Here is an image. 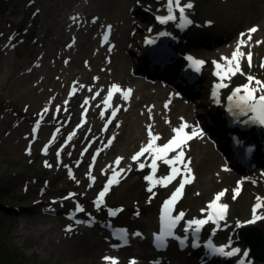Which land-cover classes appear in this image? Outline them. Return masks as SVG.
<instances>
[{
	"label": "rangeland",
	"instance_id": "1",
	"mask_svg": "<svg viewBox=\"0 0 264 264\" xmlns=\"http://www.w3.org/2000/svg\"><path fill=\"white\" fill-rule=\"evenodd\" d=\"M65 1L0 0V264H111V261L104 259L105 257H114L120 264H124V258L122 259V256L114 252L104 254L99 258H95V260L87 258L79 252H74L72 244L74 241L80 243L79 235L76 234L70 237L67 236V232H64V230H68L69 224L73 223L79 228H87L85 230L89 234V232H92L90 230L94 228L88 229L87 223L94 224L95 221L104 217L113 218L110 215V210H116V213H119L120 216L117 221L115 220V222L111 223V235L118 238L123 237L124 235L119 236L116 233L117 230L122 229L126 230L127 233L126 226L143 233L140 231L143 229L141 223L150 219L159 233L160 230L157 228V224L164 201L171 197L176 182L183 179L182 174L167 184L166 187L156 185L155 196L153 199L151 198L153 204H143L140 199H135L134 194L138 189L143 188L145 177L152 174L150 168L151 157L145 153L139 162L129 166L123 164L124 161L121 160L117 171L119 168H123L125 171L118 176L119 183L113 184L104 196L100 207L96 206L95 201H97L98 194L103 187L96 189L88 187L90 184L84 182L82 175L87 172L91 173L94 166L101 161H105L106 158H109V161L113 163V167H116L114 162L117 157L124 158L114 150L109 152L111 145L117 142L116 138L120 133V129L118 126L113 127L111 114L102 117L94 113L91 117L85 116L79 120H69V116H62L63 113L57 110V104H54V107L48 112L49 114L46 116L47 119L45 121L43 117L46 113L44 107H47L52 102L55 103L54 97L57 90L61 87L62 79L74 84L83 82L81 81L82 79L85 81L86 78L89 79L93 76L91 64L84 61L82 66L78 67L70 63L69 56L63 53L66 46L61 40L68 35L66 37L65 35L60 36L59 26L63 21L64 13L68 15L69 19L71 18L70 22L72 23L76 20L74 19L76 16L74 14L70 15L71 10H76L77 15H82L84 19L82 23L75 25V28L70 31L68 36L69 45H71L75 54L81 52L75 55V59H77L78 57L83 58L85 55L80 43L91 44L94 49L96 46L100 48L104 45V40H101V36H97V27L92 25L99 11L101 10L100 13L104 16L115 15L119 11L116 7L117 2L112 3L114 0H73L71 6H65ZM145 1L149 2L140 5L138 0L136 2L130 0V9L136 7L137 9H151L152 7L150 13L156 15L166 8L167 0ZM217 1L187 0V3L191 2L192 4L190 11L187 12L188 19L191 21L189 27H192L194 14H197L198 19L196 20L202 23L214 24V28L209 27L207 33L210 30L224 36L222 26L227 22L226 18L229 17H226V12L218 7ZM229 1L232 4L225 2L226 7L229 9L231 7V10H235L237 13L236 17H239V0ZM100 2L105 3V5L99 6ZM124 5H128V3H124ZM88 13L92 15L90 19L84 17ZM262 15H264V9ZM176 16L177 19L171 20V22L179 26V14L177 13ZM236 17L231 19L234 23L237 21ZM134 25L137 27L136 23H133ZM107 26L109 25L103 26V30L109 33ZM151 26L142 27L140 35L149 31L153 32ZM246 27L249 32V29L256 27V25L251 24ZM256 28L257 31L252 32L254 37L248 41V52L251 53V66H249V60L247 54H245L243 61L239 63L242 71L229 74L223 79L215 73L208 76V68H205L197 88H205L208 83L209 86L211 84L216 86L221 83L226 85V87L218 88L217 91L221 102H223L232 94L234 89L248 83V75L264 81V66H262L264 64V33H261L258 27ZM202 33L206 32L203 30ZM88 37H90L89 40H87ZM244 40H248V38L245 36ZM77 41L80 42L76 43ZM214 44L216 42L211 45ZM207 47L199 46L201 51H199L198 56L202 59L206 56V51L202 49ZM187 50L192 51L193 49L189 48ZM129 54L132 55L131 53ZM78 70L80 72L75 73ZM49 72L51 77H58L61 80L55 83L51 80H46V78L43 79ZM139 75H143V73H139ZM137 80L149 84L148 92L154 96L159 94L158 99L160 101L169 100L171 96L177 97L182 101L190 102L193 105L194 112H198V104L200 99H202L201 91H197L198 93L188 97L186 93L185 96L180 95L179 90L176 91L174 89L175 87L169 79L145 76L143 78L137 77ZM84 84L87 86L92 85L91 83ZM251 86L257 87L255 81H253ZM128 89H131L130 85ZM162 90H170L172 92L171 96L169 98L164 97V94L160 92ZM24 92L26 94L32 92V94L38 95L37 98L27 99V97L22 96L25 94ZM93 94L95 95L96 92ZM256 94L260 95L261 93L257 92ZM94 95L91 94L92 97ZM210 101L214 103L215 99ZM154 102L156 101L150 102L149 107H152ZM101 108H104V106H101ZM85 109L82 108V110ZM154 111L157 112L159 109H154ZM220 113L223 123L227 125L223 109L220 110ZM31 116L36 117V120H31L32 123L29 122ZM125 116L127 118L124 120L123 117L120 118L118 124L119 122L127 121L125 125L127 127L126 135L133 132V135L139 139V143L135 144L128 153L129 157L139 151L142 146V139L145 137L148 125H151L148 121L153 119V114L146 116L141 111L132 112L129 110L124 115V118ZM97 117L99 118L100 128L103 130H96L98 125ZM217 120L218 116L215 121ZM109 121L111 122L109 123ZM201 121L202 118L195 117V125L211 141L210 149L228 161V157H232L230 152V136L232 133L228 135L225 141L228 149V154L226 155L217 146L216 139L210 136L200 125ZM181 123H184V121L180 120L178 125L175 124L171 127L164 138L174 134L173 129L177 128ZM85 126L87 130L84 133L85 135L89 134V139H85L86 136L83 135L81 140L75 141L73 136L70 140L68 139L69 136H65L55 142L58 135L57 129L66 130L70 133L71 129L78 127L80 129ZM34 128L36 129L35 131H33ZM233 130L235 134L236 129ZM245 133L241 134L239 131L238 134L244 139ZM258 133H263L260 126L253 129V131H249L248 135L255 138L257 135V137L260 136L264 139V133L263 135H258ZM164 138L156 143L158 145L161 144L165 140ZM109 139H112L110 145H108ZM245 143L243 142L244 157H247L248 154L245 152V148L247 149L253 144ZM256 145L260 149L261 146L258 143ZM54 147L62 148L59 155L51 152ZM45 148H47L46 151ZM183 150L185 152V162L190 161L191 173L188 175L191 177V182L185 184L180 198L173 205V214L183 212V218H202L204 215L202 210L205 209L207 202L213 200L216 193L226 190L219 203L228 205V216L225 217L221 226L217 227L219 232L217 240L240 249L239 257L235 256V259L228 260L226 264H234L235 262L241 264L242 261L244 264H264V262H256L250 256L244 255L246 252L245 244L238 238L237 234L238 230L243 226L256 225L262 230L264 235V220H257L253 224L244 223L252 219L253 207L257 203L264 205V159H254L255 163L250 164L243 172L234 170L229 163H226L229 177L220 180V177L214 175L217 172V164H214L212 168L207 165L208 163L202 166L196 165L197 155L193 151L191 140L186 142ZM175 154L174 152L169 157ZM94 156L95 160H93ZM81 159L84 160L80 164ZM139 163H144L146 166L140 169ZM75 165H79L80 173L75 174V178L67 179V172L69 170L72 171V167ZM54 167H58V169L54 170ZM84 167H87V171L84 170ZM169 170L170 167L168 165L162 163V165L158 166L157 161L155 177L166 176L169 174ZM58 172L63 173V175L51 182ZM209 175L213 176L215 184L213 186L209 184L207 186L208 192L203 195L201 193V182L203 178ZM110 177H105V180ZM237 180H239L240 185L236 184ZM44 186H48L46 192H43ZM237 188H239L238 193L234 192ZM258 198L260 199L258 200ZM131 199L136 202L134 204L137 207H130ZM78 205L83 208V211H77ZM57 207L60 208V211L56 210ZM257 210L258 216H264V207ZM69 213H73L74 218H68L67 214ZM46 216H49L48 218H51V220L48 221V218H45ZM237 222H240L242 226L237 227ZM206 232L207 230H204V233ZM204 233L203 239L206 237ZM189 234L190 230L187 231V241L190 243ZM88 236L90 237L91 235L89 234ZM155 236H153V240ZM175 237H172L171 240L175 247L178 248ZM188 247H191V245L188 244ZM202 255L208 258L206 250H203ZM148 259L151 263L156 260L154 257ZM211 264L218 263L215 261Z\"/></svg>",
	"mask_w": 264,
	"mask_h": 264
},
{
	"label": "bare ground",
	"instance_id": "2",
	"mask_svg": "<svg viewBox=\"0 0 264 264\" xmlns=\"http://www.w3.org/2000/svg\"><path fill=\"white\" fill-rule=\"evenodd\" d=\"M129 1L130 0H114L112 3L114 4L115 2H117L116 7L119 11L115 15L104 16L100 13L101 10L99 11L98 16L93 20L92 25L93 27H97V36H101V40H104V35L106 33L103 30V26H111L110 32L107 33L108 39L107 41L104 40V45L100 48L99 46H96V50L91 47V44H85V42L80 43L81 49H83L85 52L83 58L78 57L77 59H75V55L81 52H77L75 54V51L71 48V45H69L68 36L70 35V31L75 28V25L77 23H82L84 19L82 15H77L76 10H71L70 15L74 14L76 16V20L72 23L70 22L71 18L69 19L68 15L64 13L62 17L63 21L59 26V35H65V37L68 35L66 38L61 40V42L66 46L63 53L69 56L70 63L77 65L78 67H81L84 61H87L92 65L93 76L89 79L86 78L85 81L83 79H80L84 83H91L92 85L87 86L83 82L72 84L62 79L61 87L57 90L56 96L54 97V99L56 100L55 103L52 102L47 107H44V109H48V111L43 116L45 118V121L47 119L46 116L49 114L48 112L51 111V109L54 107V104H57L59 106L60 112L63 113L62 116H69V120H79L85 116L91 117L94 113L99 114L98 116H101V112H103L104 115L109 116V114L112 113L113 108H119L116 116L114 118L112 117V123L113 127L118 126V128L120 129V133L116 138L117 142L114 145H111L112 147L109 148V152L114 150L116 153L122 155L124 157L122 159L124 161L123 164L129 166L133 165L135 162L131 159L132 156L128 157V153L135 144L139 143V139L133 135V132H130L126 135L127 127H125V125L127 124V121H122L118 124L120 118L123 117V120L127 118V116H125L124 118V115H126L129 110H131L132 112L141 111L146 116L153 114V119L151 121L149 120L148 122L152 126L153 133L159 134L160 139L164 138L171 127H173L175 124L178 125L180 120H183L188 124L189 127L186 129V131L191 133L194 128H197V126L195 125V117L198 116V118H202L200 125L204 128L205 131H207L210 136L216 139L217 146L223 151L224 154L227 155L228 149L226 147L225 141L228 135L230 133H233L234 130L227 126L226 123L224 124L221 118L220 110L223 109V103L221 102V98L218 96V88L215 86V84H211L209 86V83L205 86V88H197L199 80L201 78L194 81H186L180 76L179 70L177 69L178 67H174V65L166 66L164 70H161L160 67L151 65L144 56H141V39L139 40V37H141L140 32L142 31V27H145L146 25H152L151 28L155 32L162 30L167 35H170L171 38L177 37V44H175L173 48L175 52H180V56L179 58L175 59L174 64L178 62L180 64L186 63V61L182 57L184 53L198 56L199 51H201L199 46H208L207 48L202 49L206 51V56L203 59V61L205 62L203 64V71L205 68H208V76L216 73L217 71H221L223 74V69L226 66L227 62L222 58H231L233 51L237 49V45L240 44L241 40H244L245 36L248 38V40H244L245 43L240 44V51L244 53V55L249 53L248 41L252 40V38L254 37V33H249L246 29V26L254 24L256 25V27H258V29L261 30V33H264V15H262L264 9V0H239V17H236L237 13L235 10H231V7L230 9L226 7L227 5L225 2H229L230 4H232L231 1L218 0V7L226 12V17H229L226 18L227 22L224 24V26H222L224 36H221L220 34H217L216 32L210 30L207 33V29L209 27H212L213 29L214 24L202 23L199 20H196L198 19L197 14H194L193 20L191 18L192 27L182 28L180 26L174 25L171 20L167 21L166 23H162L160 21L157 22V17L164 13L166 11V8L162 12H158L155 15L150 13L152 7L151 9H137L136 7L131 8V10ZM138 1L140 5L147 4V2H149L145 0ZM72 2L73 0H66L64 5L71 6ZM134 2H136V0H134ZM124 3H128V5L125 6ZM103 5H105V3H99V6ZM126 9L132 12L128 13L130 11L127 12ZM188 9H186V11H190V8ZM90 14L91 13L85 14L84 17L86 19H90L92 16ZM153 15L155 16L156 20ZM232 17H236V23L231 20ZM194 20H196V22H194ZM130 23L131 25L129 26ZM133 23H136L137 27H135V25L133 26ZM203 30L206 33H202ZM241 34L244 35L242 36ZM249 35L251 36V39H249ZM89 39L90 37H88L87 40ZM79 42L80 41H77L76 43ZM215 42L216 44L211 45ZM189 48H192L193 50H187ZM129 53H131L132 55H130ZM244 55L240 57L239 63L243 61ZM214 61L222 66L221 69L216 68V64L214 63ZM79 72L80 70L75 73ZM139 73H143V75H139ZM145 75H147L148 77L156 75L157 77L162 76L171 79V82L175 87L173 88L176 91L179 90V87L183 88V90H185L186 96L188 97H191L192 95L198 93L197 91H201L202 99H200L198 104V112H194L193 105L190 102H185L178 99L177 97H172V92L170 90L160 91L164 94V97L166 96L169 98L171 96L169 100L160 101L158 99L159 94L154 96L152 93L148 92L147 89L150 87L149 84L137 80V77L143 78L145 77ZM44 78L55 83L61 80L58 79V77H51L50 72L47 73L43 77V79ZM167 78H165V80H167ZM113 83L120 85L123 90H127L128 86L130 85L132 91L130 93L129 99L125 100L123 99L121 92H115L110 102L111 107L107 109H105V107L101 108V106H104L103 98L107 95V91ZM73 88H75L74 92ZM94 92L99 93V95H94ZM70 93L72 94L70 95ZM91 94L94 95L93 97L95 98H93ZM37 95L38 94H32V92H29L27 94H23L22 96L29 99L32 97L37 98ZM85 99L88 100L87 104L84 103ZM211 99H217L218 103H211ZM152 101L156 102H154L152 107H149V103ZM166 104L167 107H165ZM82 108L86 109L82 110ZM149 109L151 110V112H149ZM154 109H159V111L155 112ZM119 115H121L120 118ZM217 116L218 120L215 121ZM35 118L36 117L31 116L29 122H31V120H36ZM96 120L98 121L96 130L102 129L100 128L99 118L97 117ZM86 130V126L81 127L80 129L78 127L75 129H71L70 133L75 132L76 135H74L73 137L76 141L83 138L82 136L85 135L84 132ZM70 133H68L66 130L60 129L58 131V135L56 136L55 142H57V140L61 137L69 136ZM171 135H169V137ZM85 136V139H89V134ZM243 137L246 142L245 144L250 143L255 146V151L247 153L251 155L253 159H264V139L260 136H256V138L251 137L248 135V133H245ZM164 139L166 140L168 138ZM142 140V145L147 144L148 131L146 132L145 137ZM191 141L193 143V151L196 152L197 155L195 161L196 165L202 166L208 163L207 165L212 168L214 167V164H217V172L214 175L220 177V180L229 177L226 163H229L230 166L233 164L235 166H238L237 162L233 161L231 156L228 157V162L222 156H220V154L217 155L215 151H212L210 149L212 145L211 141H209L203 135V133L202 135L193 137ZM256 143L261 146L260 149H258ZM61 150L62 148L58 149L54 147L53 149H51V152L58 154L61 152ZM173 153L174 152L169 154V156ZM83 160L84 159H81L80 164L81 162H83ZM162 163V161H158V166L162 165ZM54 166L56 165L54 164ZM72 168V175H69L68 171L67 179L75 178V174L80 173L79 165H75ZM112 168H114L113 163L109 161V158H106L105 161H101L97 163L96 166H94L90 175L88 172L86 174H83L82 179L85 183L90 184L88 187L92 189H96L98 187L104 188L105 184L107 183L105 177L112 176ZM56 169H58V167H54V170ZM84 170L87 171V167H84ZM62 175L63 173L61 174L60 172H58L54 176V179L51 180V182H54ZM90 177H95V180L93 181ZM201 183V193L205 195V193L208 192L207 186L209 184L210 186H213V184H215V181L213 176L209 175L203 178ZM148 187L149 181L145 180L143 188L138 189L134 196L135 199H140L143 204L147 203L148 205H152L153 202L151 201L156 193V185L153 187L151 193L147 190ZM47 190L48 186H44L43 192H46ZM134 203L136 202L132 200L130 203V207H137V205H135ZM56 210L60 211V208L57 207ZM111 216H113V218L107 216L108 218L104 217L101 220L95 221L93 224L95 225L94 227L88 226V229L94 228L90 230L92 232H89V234L91 235L90 237L88 236V231L85 230L87 228L82 229L73 223L69 224L71 230H64V232H67V236L71 237L76 234L79 235L78 239L80 243H78V241H74V243L72 244V246L74 247V252H79L83 256L92 258L94 260L95 258H99L104 254L114 252L122 256V259L124 258V264H130V261L133 260L135 261V264H201L200 261L202 259L201 256L204 249H193L192 247L177 248L175 247L170 237H167L163 243L154 241L153 236L158 234V232L153 225V221L151 222V219L142 221L141 226L143 227V229L140 231H142L143 233L137 232L136 229L130 228V226H126L127 233L123 237L118 238L114 235H111V223L115 222V220L117 221L120 215L119 213H116L115 215ZM226 216H228V214ZM48 217L49 216H46L45 218ZM50 220L51 218H48V221ZM222 222L223 221H220V223L216 226L220 227ZM217 227L215 228L214 225L212 226L213 229H217L213 236L215 239L219 238ZM207 230L208 231L205 233L206 236L212 229L208 228ZM69 232L70 234H68ZM136 233H139V235H136ZM177 234L179 235V232L176 231V235ZM86 236H88L89 238ZM147 257H154L156 260L154 263H151ZM226 262H228V260L224 261L223 263L226 264ZM118 264H120V262Z\"/></svg>",
	"mask_w": 264,
	"mask_h": 264
},
{
	"label": "snow or ice",
	"instance_id": "3",
	"mask_svg": "<svg viewBox=\"0 0 264 264\" xmlns=\"http://www.w3.org/2000/svg\"><path fill=\"white\" fill-rule=\"evenodd\" d=\"M191 7H192L191 2L182 4L181 0H167L168 15L157 17V19H159L162 23H166L167 21H170V20H176L177 16L175 13L178 11L179 19H180V26L183 27L186 24L191 23V21L188 19V17L185 14V10ZM107 28H108V31H110L111 26H107ZM255 31H257L256 27L249 29V33H252ZM241 35L243 36L244 34H241ZM107 39H108V35L106 32L104 35V40L107 41ZM249 39H251L250 35H249ZM153 42L154 41H149V43H153ZM243 43H245V41L241 40L240 44H243ZM240 44H238L237 49L233 51L231 58H227V57L222 58L226 60L227 62L226 66L223 69V74L221 71H217L215 73L217 76H220L221 79H223L225 76H228L229 74H235L236 72L242 71L240 68L239 59L241 56L244 55V53L240 51ZM247 57L249 60V66H251V53L250 52L247 54ZM188 59L192 61V66L197 71H199L200 66L205 63L203 60H195L192 57H189ZM214 63L216 64L217 69H221L222 66L219 63L215 61ZM262 66H264V64H262ZM247 80H248V83L242 86H238L236 89L233 90L232 94L228 97V100L231 104L229 111H233L234 109L238 110L234 114L240 115V116H248L247 122L258 123L264 126V81L255 79L251 75L247 76ZM253 81H255V84L257 87L251 86ZM216 87L221 88V87H226V85L221 83V84L216 85ZM74 91H75V88H73V92ZM131 91H132L131 89L123 90L120 85L113 83L108 89L107 95L103 98V104H104L105 109L111 107L110 102L115 92H121L123 99L127 100L129 99ZM257 92H260L261 94L257 95L256 94ZM71 94L72 93H70V95ZM96 95H99V93H96ZM84 103L87 104L88 100L85 99ZM165 107H167V104L165 105ZM57 110H59V106H57ZM44 111L47 112L48 109L45 108ZM117 111H119V108H113L112 113H111L113 118L116 116ZM149 112H151L150 109H149ZM249 113H251L250 116H249ZM101 116L102 117L104 116L103 112H101ZM110 122L111 121H109V123ZM188 127L189 126L186 122L181 123L179 127L173 129L174 135L166 143L162 145H158L156 141L160 139V136L159 134H154L152 131V126L148 125L147 144L142 145L139 151H137L131 157V159L134 162H139L140 158L143 157L145 153L149 154V156L151 157L150 168L152 170V174L145 177V180L149 181V187L147 190L150 193L152 192V189L155 185L166 187L167 184L175 180L177 176H180L183 174V179L180 180L179 186L176 187L171 197L164 201V204L162 206V211H161V216H160L161 228H160V232L156 234L155 236L156 240L161 243H163L167 237H172L174 235L173 230L176 228L177 224L184 217L183 212L179 213L178 215L172 214L173 205L180 198L182 194V190L185 187V184L191 182V177L188 175L191 173V168L189 167L190 161L185 162V152L183 150V146L186 144L188 140H191L193 137L202 135V132L198 128H194L191 133L187 132L186 129ZM35 130L36 129L34 128L33 131ZM57 131L59 130L57 129ZM74 135H75V132L70 133L68 139L70 140L72 136ZM111 143H112V139H109L108 145H110ZM46 150L47 148H45V151ZM172 152H175L176 154L174 156L169 157V153H172ZM93 160H95V156L93 157ZM121 160H122V157L116 158L114 162L116 167L112 168V176L107 180V183L105 184L104 188L98 194L97 201H95L96 206L98 208L103 203L104 196L106 195V193H108L110 187L113 184L119 183L118 176L120 175V173L125 171L123 168H119V170L117 171V168ZM157 161H162L164 164L170 167V173L168 175L159 177V178L155 177V173L157 171ZM145 166L146 165L144 163H139L140 169H143ZM69 175H72L71 170H69ZM90 178L93 181L95 180V177H90ZM225 191L226 190L216 193L214 199L209 202L208 215L206 218L193 219L187 222L188 228L185 229L186 232L188 231L189 228H192V226L194 225L195 227L193 231L198 234L201 230V227L209 223L210 221L218 224L219 221L225 219L226 209L228 206L226 204L219 203L221 197L225 194ZM234 192L238 193L239 188L235 189ZM70 195H75V194H70ZM259 199L260 198H258V200ZM261 207H264V205H262L261 203H257L253 207L252 219L244 223L253 224L257 220H264V216H258L256 214L257 209ZM77 211H83V208L78 205ZM110 214L115 215L116 210H110ZM77 222L79 223V221ZM240 226H242L241 223L237 222V227H240ZM68 230H71L70 226ZM120 231H121L122 236L126 234V230L122 229ZM136 235H139V233H136ZM194 246H198V245H194ZM208 247L212 250V252L221 253L226 256L235 255L236 253L240 251V249L233 248L231 251L226 252L224 249V246L214 247L211 244V242H209ZM244 255L247 256V252H245ZM104 259L111 261V264H118V261L114 257H105ZM130 264H135V261L134 260L130 261ZM241 264H244V262L242 261Z\"/></svg>",
	"mask_w": 264,
	"mask_h": 264
},
{
	"label": "water",
	"instance_id": "4",
	"mask_svg": "<svg viewBox=\"0 0 264 264\" xmlns=\"http://www.w3.org/2000/svg\"><path fill=\"white\" fill-rule=\"evenodd\" d=\"M182 4H186L187 0L181 1ZM166 11L162 13L161 16H167V1H166ZM188 9V8H187ZM178 11L175 13L177 15ZM146 32L143 35H146ZM242 86V85H240ZM251 114V113H250ZM264 131V126L260 125ZM238 238L245 244V251L247 255L250 256L254 261L264 262V235L262 230L256 225L243 226L238 230ZM216 245L224 246L226 251H231L233 248L225 243L216 242ZM239 257V252L236 253Z\"/></svg>",
	"mask_w": 264,
	"mask_h": 264
}]
</instances>
